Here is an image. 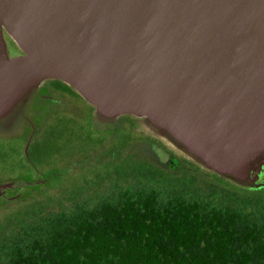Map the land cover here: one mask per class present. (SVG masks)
<instances>
[{"label": "water", "instance_id": "obj_1", "mask_svg": "<svg viewBox=\"0 0 264 264\" xmlns=\"http://www.w3.org/2000/svg\"><path fill=\"white\" fill-rule=\"evenodd\" d=\"M45 79L101 119L143 116L219 176L260 185L264 0H0V123Z\"/></svg>", "mask_w": 264, "mask_h": 264}, {"label": "trees", "instance_id": "obj_2", "mask_svg": "<svg viewBox=\"0 0 264 264\" xmlns=\"http://www.w3.org/2000/svg\"><path fill=\"white\" fill-rule=\"evenodd\" d=\"M54 80L86 104L90 125L94 107ZM61 112L43 113L27 154L18 140H0V163L10 170L63 163L69 174L54 175L49 186L57 190L0 218V264H264V185L240 186L189 161L166 168L130 152L91 165L77 153L91 134ZM115 134L125 147L128 132ZM85 165L106 185L93 203L71 181Z\"/></svg>", "mask_w": 264, "mask_h": 264}, {"label": "rangeland", "instance_id": "obj_3", "mask_svg": "<svg viewBox=\"0 0 264 264\" xmlns=\"http://www.w3.org/2000/svg\"><path fill=\"white\" fill-rule=\"evenodd\" d=\"M4 37L9 48H16V51H10L11 54L18 52L19 48H17L15 42L7 32H4ZM47 80L49 79H45L40 83L38 88L22 104L17 113L11 114L7 120L0 123V140L11 142L18 140L21 142V150H24L27 140L34 133L35 127L43 113L49 111L52 114L60 110L62 112L58 115L74 119L73 121L80 127L85 124V127H81L80 129L84 128L85 133L89 132L91 134V138L88 139L89 142H80L77 150V153L84 155L91 165L103 154H124L125 152H130L137 154L138 157H146L166 168L178 169L182 163L189 161L198 165L201 169H208L176 146L175 143L159 130L150 126L143 116L127 118L119 115L115 119L108 120L99 118L93 110L90 114L89 125L87 122L86 104L83 103L81 98L72 92L68 86L65 89V85L60 83L62 91L60 88L48 85L46 83ZM49 118L51 119L52 117ZM118 130L128 132L129 141L125 147L121 139L115 136ZM100 133H106V136H102L104 134ZM76 161L78 162V160ZM76 161L74 163L79 165ZM62 164L49 165L48 163H42L38 165L35 172L27 174L28 170L26 168L10 170L6 167L5 163L1 162L0 183L13 182V186L4 189L0 195V218L9 209L19 203L25 202L26 199L43 195L49 189L51 191L57 190V186L54 185L50 188L49 184L54 175H69L66 173V169H62ZM88 167L85 165L77 167L76 170L74 169V171H80L71 181L74 184H83L80 193L82 199L87 203H93L102 194L103 188L106 185L102 186L101 182L92 180L94 175L89 172L90 169L88 170ZM69 171H73V169ZM60 172L62 174H59ZM86 181H89V183L85 184L84 182ZM258 182L260 185H264V166Z\"/></svg>", "mask_w": 264, "mask_h": 264}, {"label": "flooded vegetation", "instance_id": "obj_4", "mask_svg": "<svg viewBox=\"0 0 264 264\" xmlns=\"http://www.w3.org/2000/svg\"><path fill=\"white\" fill-rule=\"evenodd\" d=\"M46 83H47L48 85H51V86L54 87V88L56 87V88H60V90H62V89H61V86H62V85H60V82L57 81V80L49 79V80L46 81ZM63 86H64V85H63ZM64 88L67 89L66 86H64ZM62 91H63V90H62Z\"/></svg>", "mask_w": 264, "mask_h": 264}]
</instances>
